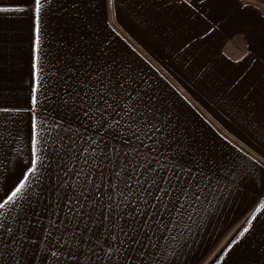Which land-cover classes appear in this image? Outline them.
I'll return each mask as SVG.
<instances>
[{
    "label": "crops",
    "instance_id": "obj_1",
    "mask_svg": "<svg viewBox=\"0 0 264 264\" xmlns=\"http://www.w3.org/2000/svg\"><path fill=\"white\" fill-rule=\"evenodd\" d=\"M122 202L166 262L264 264V0H0V264L98 263Z\"/></svg>",
    "mask_w": 264,
    "mask_h": 264
},
{
    "label": "rangeland",
    "instance_id": "obj_2",
    "mask_svg": "<svg viewBox=\"0 0 264 264\" xmlns=\"http://www.w3.org/2000/svg\"><path fill=\"white\" fill-rule=\"evenodd\" d=\"M119 200V199H118ZM129 201V199H127ZM116 229L100 231V239L91 231L90 254L101 260L91 264H171L162 259V233L147 229L145 218L130 213L129 203H118ZM134 218V219H133ZM100 244H96V242ZM224 247L203 262L217 264L223 256ZM202 263V264H203Z\"/></svg>",
    "mask_w": 264,
    "mask_h": 264
},
{
    "label": "snow or ice",
    "instance_id": "obj_3",
    "mask_svg": "<svg viewBox=\"0 0 264 264\" xmlns=\"http://www.w3.org/2000/svg\"><path fill=\"white\" fill-rule=\"evenodd\" d=\"M40 2H41V0H36V3H37L38 5L40 4ZM33 102L35 103V96L33 97ZM89 107H91V105H89ZM84 111H85V115L87 116V115H88V109H85ZM68 131L71 132V129H68ZM97 143H98L97 140H95V139L92 138V137H89V147H91V145H97ZM88 150H89L88 148H84V149H83V152H88ZM130 151L134 152L135 150L130 149ZM97 152H99V151H98V150L92 151V152H91L92 156L95 157V156L97 155ZM99 154H100V153H99ZM115 154H116L115 151H113L112 149H110V150L108 151V155H109V156H115ZM35 163H36V161L33 160V165H35ZM123 172H124V168H121L120 171H117V172L115 173V176H116L117 180H116V182H114V183L111 185V187H112V189H113V193H114L113 195H116V196H121V195H123L122 192H117V191H116L117 188L119 187V183H118V182H119L120 178L122 177ZM129 183H131V181H129ZM21 187H23V185H21ZM19 191H20V188H17V189H16V192H19ZM15 195H16V193L14 192V193H13V196H15ZM113 195H112V196H109V197H106V199L113 200ZM129 195H131V194L129 193L128 195H125L124 197H125V198H128ZM71 204H72V202L69 201V204L65 206V212H64V215H65L66 217H69V218H72L74 215H78V214H79V209H77L75 213H73V212L71 211V207H70ZM0 207H3V205H0ZM108 207H109V209H111V205H109ZM117 207H119V205H117ZM137 211L139 212L140 210L137 209ZM9 231H10V230H9ZM21 240H23V238H21ZM64 244H68V245L72 246L73 244H74V245H77L78 242H76V241H72V239H71V234H70L69 238L64 240Z\"/></svg>",
    "mask_w": 264,
    "mask_h": 264
}]
</instances>
